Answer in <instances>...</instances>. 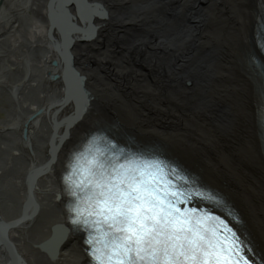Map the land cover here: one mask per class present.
I'll return each mask as SVG.
<instances>
[{
    "label": "bare ground",
    "instance_id": "bare-ground-1",
    "mask_svg": "<svg viewBox=\"0 0 264 264\" xmlns=\"http://www.w3.org/2000/svg\"><path fill=\"white\" fill-rule=\"evenodd\" d=\"M0 1V264H87L61 178L95 131L214 192L264 264V0H90L106 18L71 37L68 94L49 16L64 20L65 0Z\"/></svg>",
    "mask_w": 264,
    "mask_h": 264
},
{
    "label": "snow or ice",
    "instance_id": "snow-or-ice-1",
    "mask_svg": "<svg viewBox=\"0 0 264 264\" xmlns=\"http://www.w3.org/2000/svg\"><path fill=\"white\" fill-rule=\"evenodd\" d=\"M61 7L72 32L91 34L94 19L105 15L90 0H79L75 17L67 11V0ZM69 169L71 230L85 234L90 264H255L247 255L252 249L224 220L181 207L194 197L221 202L183 190L169 179L176 169L167 162L128 158L106 136L94 134L73 149ZM211 220L218 224L209 228Z\"/></svg>",
    "mask_w": 264,
    "mask_h": 264
},
{
    "label": "rangeland",
    "instance_id": "rangeland-1",
    "mask_svg": "<svg viewBox=\"0 0 264 264\" xmlns=\"http://www.w3.org/2000/svg\"><path fill=\"white\" fill-rule=\"evenodd\" d=\"M2 5H0V7H1ZM95 41V40H94ZM17 78V77H16ZM11 79V78H10ZM2 93V90H0V94ZM0 109H2L1 108V105H0ZM7 113L8 112H3V111H0V120H6V118H7Z\"/></svg>",
    "mask_w": 264,
    "mask_h": 264
},
{
    "label": "water",
    "instance_id": "water-1",
    "mask_svg": "<svg viewBox=\"0 0 264 264\" xmlns=\"http://www.w3.org/2000/svg\"><path fill=\"white\" fill-rule=\"evenodd\" d=\"M0 2H1V1H0ZM105 15H106V12H105ZM105 15H104V17L106 18V16H105ZM105 18H104V19H105ZM50 28H51V27H50ZM95 30H96V27H95ZM94 32H95V31H94ZM70 33H73V32H70ZM71 40H72V39H70V38H69V39H68V41H67V45H68V47H69V46H70V44L72 43V41H71ZM68 56H69V55H68ZM68 58H69V57H68ZM57 64H58V62H57ZM53 65H56V63L54 62V63H53Z\"/></svg>",
    "mask_w": 264,
    "mask_h": 264
}]
</instances>
